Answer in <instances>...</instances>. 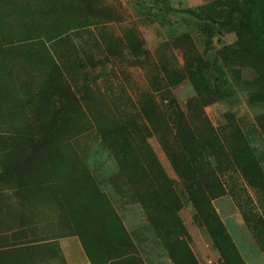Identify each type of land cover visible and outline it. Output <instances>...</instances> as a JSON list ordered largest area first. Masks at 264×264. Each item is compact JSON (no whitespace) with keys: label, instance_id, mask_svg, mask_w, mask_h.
Returning a JSON list of instances; mask_svg holds the SVG:
<instances>
[{"label":"rangeland","instance_id":"obj_1","mask_svg":"<svg viewBox=\"0 0 264 264\" xmlns=\"http://www.w3.org/2000/svg\"><path fill=\"white\" fill-rule=\"evenodd\" d=\"M244 2L0 0L1 227L32 211L42 229L59 195L127 182L166 253L173 243L177 258L186 246L199 264H220L203 224L210 205L243 262L264 264V71L250 65L264 52L238 38L232 9ZM177 110L196 140L180 175L166 155L181 150ZM33 139L45 140L43 178L56 198L18 187L22 163L3 175ZM9 240L1 235L0 248ZM16 256L0 249V264Z\"/></svg>","mask_w":264,"mask_h":264},{"label":"crops","instance_id":"obj_2","mask_svg":"<svg viewBox=\"0 0 264 264\" xmlns=\"http://www.w3.org/2000/svg\"><path fill=\"white\" fill-rule=\"evenodd\" d=\"M113 185L79 198L59 195L56 205L44 208L42 229L32 211L22 218L13 212L11 226L0 225V236L11 237L0 249L21 252L18 264H173L159 226L148 220L147 204L129 183Z\"/></svg>","mask_w":264,"mask_h":264},{"label":"trees","instance_id":"obj_3","mask_svg":"<svg viewBox=\"0 0 264 264\" xmlns=\"http://www.w3.org/2000/svg\"><path fill=\"white\" fill-rule=\"evenodd\" d=\"M188 11L192 15L199 17V14L196 12V10L188 9ZM232 11L238 12V17L235 19L236 21L234 23L236 27L239 26V31L237 32L238 38H241V40L252 38L253 44L260 45L264 52V22L257 24V21L253 18L254 11L264 12V0H245L244 7L241 8L236 5L233 7ZM246 53H248V51L246 52V50H243V54ZM250 65L253 68H258L261 71H264V61L260 62L254 60L250 62ZM190 71V69H187L189 75L192 73ZM247 102L249 101L247 100ZM177 113L178 122L175 126L174 133L176 134V141L178 142L177 145L181 147V150L177 152H167L166 155L168 156V158H170L169 160L174 171L180 175V172L182 173L183 171H181V169H188L189 162L193 160L192 153L194 152V147L196 146V140L192 137V133L189 131V128L187 127V124L183 119V114L181 113V111L177 110ZM44 143L45 140L43 139H33L32 141H30L26 146L28 150L25 151V156L15 159L14 162H16L17 165L15 163L16 166L14 165L11 167H6L5 174L3 175L7 177H13V175L17 173L16 167L21 165L22 163L24 174L19 179L18 187L24 188L25 190L27 185H25L24 183L28 181V184L30 183L37 195H52L56 198L55 192L53 190H47L46 188V183L50 182V180H46L43 178V176L47 172L45 168V160L43 157L47 159L50 158L49 154L45 155L42 152V150H44L45 148ZM127 153L128 152H125V155ZM178 159L181 160L182 164L178 163ZM117 161L121 160L117 158ZM81 169L83 171L81 172V174H86L87 177V172L83 169L82 166H79V170ZM10 187L11 185L8 188ZM94 193L96 194V191L92 192V194ZM188 193L189 195H191V198L194 201V194H191L190 189H188ZM204 211L205 213L202 216L204 220L203 224L214 244V247L220 255V264H245L240 258L234 244L232 243L227 231L225 230L215 211L211 208L210 205H207V208ZM20 218H22V216H20ZM159 219H161V222H163L161 223L162 225L170 218L166 216V218ZM179 252L180 254L182 253L181 255L183 256V258H177L174 255L175 247L173 243L167 247V254L173 264H197L188 247L184 246V249Z\"/></svg>","mask_w":264,"mask_h":264}]
</instances>
